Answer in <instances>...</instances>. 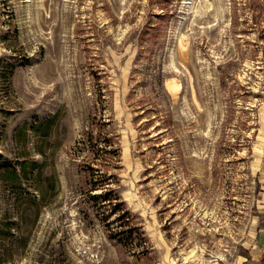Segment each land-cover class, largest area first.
<instances>
[{"label": "rangeland", "instance_id": "374dc122", "mask_svg": "<svg viewBox=\"0 0 264 264\" xmlns=\"http://www.w3.org/2000/svg\"><path fill=\"white\" fill-rule=\"evenodd\" d=\"M199 1L0 0V264H259L264 0Z\"/></svg>", "mask_w": 264, "mask_h": 264}, {"label": "trees", "instance_id": "16d2710c", "mask_svg": "<svg viewBox=\"0 0 264 264\" xmlns=\"http://www.w3.org/2000/svg\"><path fill=\"white\" fill-rule=\"evenodd\" d=\"M104 123L105 122H103L102 124H104ZM100 137H103L104 138V141L106 142L105 143V146H101V147L96 148V146L98 145L100 139H98V141H96V142H93L94 132H93V129H92V126H91V128H90V130L88 131V134H87V141H89V144L92 147V150L96 149L95 150L96 152L102 151V152H105V154L112 152L113 151L111 149L112 147L111 148H107V146L113 144L111 142V137L110 136H107L105 134H104V136H101L100 135ZM13 175L14 174L12 172H9V171H6V173H3V176H6V177H13ZM104 180H106V178H104ZM98 196L103 197V201H105V203L106 202H108V203H112L113 202V197L110 194L106 195L104 193H102V194L100 193V194H98ZM130 231H132V230H130ZM129 235H131V234H129Z\"/></svg>", "mask_w": 264, "mask_h": 264}, {"label": "bare ground", "instance_id": "6f19581e", "mask_svg": "<svg viewBox=\"0 0 264 264\" xmlns=\"http://www.w3.org/2000/svg\"><path fill=\"white\" fill-rule=\"evenodd\" d=\"M188 2V1H187ZM190 2V1H189ZM191 3V2H190ZM211 3L212 2H210V0H201V1H199L198 2V5L196 6V10L194 9V13L196 14L197 13V11H198V8L199 7H203L205 10H206V8H208L209 7V4H210V6H211ZM203 9V10H204ZM74 210V209H73ZM76 212V211H75Z\"/></svg>", "mask_w": 264, "mask_h": 264}, {"label": "built area", "instance_id": "2783aa9c", "mask_svg": "<svg viewBox=\"0 0 264 264\" xmlns=\"http://www.w3.org/2000/svg\"><path fill=\"white\" fill-rule=\"evenodd\" d=\"M260 264H264V243H263L262 250H261V261H260Z\"/></svg>", "mask_w": 264, "mask_h": 264}, {"label": "crops", "instance_id": "0c3cea01", "mask_svg": "<svg viewBox=\"0 0 264 264\" xmlns=\"http://www.w3.org/2000/svg\"><path fill=\"white\" fill-rule=\"evenodd\" d=\"M257 233H258V231H256V236L255 237H257ZM263 243H262V246H263ZM261 250H262V247H261ZM261 250H260V261H261ZM260 261H259V264H260Z\"/></svg>", "mask_w": 264, "mask_h": 264}]
</instances>
